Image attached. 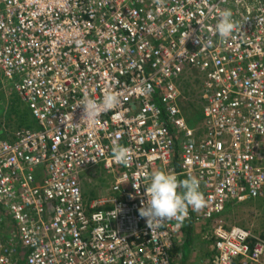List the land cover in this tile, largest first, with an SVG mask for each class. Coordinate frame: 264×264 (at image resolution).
Listing matches in <instances>:
<instances>
[{
	"label": "built area",
	"instance_id": "built-area-1",
	"mask_svg": "<svg viewBox=\"0 0 264 264\" xmlns=\"http://www.w3.org/2000/svg\"><path fill=\"white\" fill-rule=\"evenodd\" d=\"M225 10L229 38L215 34ZM0 69L33 120L0 143V264H172L193 219L211 228L213 264H264V238L223 218L264 200V0H0ZM110 93L119 105L86 117ZM94 169L115 181L87 200ZM155 171L196 178L204 206L150 229Z\"/></svg>",
	"mask_w": 264,
	"mask_h": 264
},
{
	"label": "rangeland",
	"instance_id": "rangeland-1",
	"mask_svg": "<svg viewBox=\"0 0 264 264\" xmlns=\"http://www.w3.org/2000/svg\"><path fill=\"white\" fill-rule=\"evenodd\" d=\"M197 78L198 74H190L181 83L184 92L182 110L185 117L190 120L199 117V110L203 103L200 94L201 82ZM27 126H33L29 108L13 91V86L5 80L0 69V143ZM114 181L103 169L88 171L84 174L82 181L84 196L87 200L101 199L111 191ZM223 218L230 226L251 229L258 236H262L264 235V200L234 205L224 213ZM0 222H2L1 217ZM209 236L203 227L194 228L193 242L186 252L175 258L176 264H212L213 249ZM182 242L184 243L185 239Z\"/></svg>",
	"mask_w": 264,
	"mask_h": 264
},
{
	"label": "clouds",
	"instance_id": "clouds-1",
	"mask_svg": "<svg viewBox=\"0 0 264 264\" xmlns=\"http://www.w3.org/2000/svg\"><path fill=\"white\" fill-rule=\"evenodd\" d=\"M238 27V23L233 19V13L230 10H225L216 25L215 34L222 38H229L236 32ZM119 103V96L111 93L107 94L103 97L99 106L96 102L84 105L86 117L95 119L99 114V108L111 110L116 108ZM114 157L118 163L126 166L130 159L129 150L120 147L114 152ZM149 179L150 184L145 186L147 200L139 209V214L142 218H146L150 229L174 218H185L189 207L199 210L204 206V197L199 190V181L196 178L180 181L173 174L155 171L150 175ZM180 189L182 191H179Z\"/></svg>",
	"mask_w": 264,
	"mask_h": 264
},
{
	"label": "trees",
	"instance_id": "trees-1",
	"mask_svg": "<svg viewBox=\"0 0 264 264\" xmlns=\"http://www.w3.org/2000/svg\"><path fill=\"white\" fill-rule=\"evenodd\" d=\"M25 129H32V127H28L27 126V128H24V130ZM230 208L231 207H229L226 211H228ZM188 209H190V207ZM195 225H196V220L193 219L192 221H190L183 228L184 236L183 237L181 236V239L182 238L185 239V242L182 243V245H176V246H174L173 249H172V251L170 252V259L172 261V264H176V259L175 258L179 254H181L183 252H186V250L191 246V244L193 242L192 233H193V229L195 228ZM198 226L203 227V229H205L207 231V233L209 232L211 234V230L209 229V226L207 224H204V223L200 222V223H198ZM260 237L264 238V235H262ZM183 239H182V241H183Z\"/></svg>",
	"mask_w": 264,
	"mask_h": 264
},
{
	"label": "crops",
	"instance_id": "crops-1",
	"mask_svg": "<svg viewBox=\"0 0 264 264\" xmlns=\"http://www.w3.org/2000/svg\"><path fill=\"white\" fill-rule=\"evenodd\" d=\"M229 207H233V206H229ZM229 207H228V208H229ZM197 226H198V224L195 225V228H196ZM209 229L211 230L210 227H209ZM207 234L210 235L209 237H210V240H211V242H212V247H211V248L213 249V250H212V251H213V253H212V264H213V261H214L215 256H216V251H215V246H214V240L211 238V234H210L209 232H208ZM181 236H182V237L184 236V232H183V231L181 232V235L179 236V238H177V239H178V243H177L176 245H181V244L183 243V242H182V239H183V238L181 239ZM207 238H208V236L206 237V239H207ZM176 245H175V246H176ZM172 249H173V248H172ZM172 249H171V251H172ZM171 251H170V252H171ZM170 252H169V254H170Z\"/></svg>",
	"mask_w": 264,
	"mask_h": 264
}]
</instances>
